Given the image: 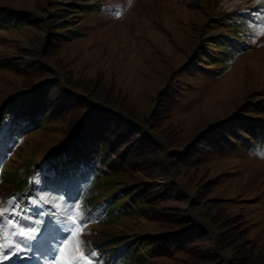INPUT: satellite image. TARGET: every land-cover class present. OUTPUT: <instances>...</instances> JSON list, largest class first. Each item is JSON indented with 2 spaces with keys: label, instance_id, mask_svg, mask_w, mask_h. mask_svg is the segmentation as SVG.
<instances>
[{
  "label": "rangeland",
  "instance_id": "obj_1",
  "mask_svg": "<svg viewBox=\"0 0 264 264\" xmlns=\"http://www.w3.org/2000/svg\"><path fill=\"white\" fill-rule=\"evenodd\" d=\"M46 2L0 0V7L10 5L23 11L24 16L36 15L37 8L48 10ZM81 2L89 4L90 9L78 17L73 28L76 32L67 38L59 36L60 45L50 49L48 44H43L45 31L37 27L0 33V112L5 99L20 93L24 87H31L26 95H32L44 93L45 86L50 85L60 109L65 100H79V95L62 82L90 84L92 90L85 101L103 99L109 104L101 102L96 110L101 107L106 112L124 110L140 120V129L151 134L157 143L156 157L163 159L166 168L180 177L163 175L160 168L154 180L163 186L181 184V179L188 184L184 190L187 199L176 202L182 209L173 211L179 214L183 210L188 222L194 221L184 230L191 231V224L206 230L210 228L208 220L218 230L213 233L215 246H211L215 253L233 256L231 264H264V140L256 142L245 133L242 137L234 134L235 129H240L234 118L242 115L243 106L264 102V36L253 43L252 30L248 27L257 21L256 14L264 15V4L256 5L253 0ZM47 13L42 11L37 17L48 24ZM10 58L21 59L22 63L16 61L12 67ZM45 64L49 68L37 74L38 77L21 72L30 66L42 69ZM16 67L18 70H14ZM172 83L179 91H175L177 97L166 96L165 90L174 86ZM163 94L165 99L161 103ZM79 110L68 108L64 117L71 115L75 119ZM244 119L264 122V114L257 119ZM62 123L23 145L8 164L7 173L23 167L25 160L33 159L38 164L41 159L37 161V157L66 134L63 127H58ZM221 125L226 128L231 125V129L218 133ZM219 140L225 141L221 149H218ZM212 144L216 148L207 150L206 146ZM179 152L185 154L183 159L177 157ZM35 176L33 171L32 184ZM0 179H3L1 175ZM0 187V200L13 197L9 185L4 182ZM197 191L205 198L203 201L200 198L199 203L195 197ZM39 192L22 203L33 219L48 220L50 214L63 210L50 209L51 204L44 203ZM165 227L139 218H123L107 231L88 224L83 239L88 242L86 250L89 246L94 249V245L107 242L119 232L140 237L168 232ZM230 234L232 243L226 245ZM206 236L212 235L202 232L199 239ZM241 243V248L233 249V244ZM205 247L200 241L196 250L204 252ZM198 254L168 255L154 259L151 264H185L192 257L189 264H203L198 261ZM12 264H45V261L34 257L14 260Z\"/></svg>",
  "mask_w": 264,
  "mask_h": 264
},
{
  "label": "trees",
  "instance_id": "obj_2",
  "mask_svg": "<svg viewBox=\"0 0 264 264\" xmlns=\"http://www.w3.org/2000/svg\"><path fill=\"white\" fill-rule=\"evenodd\" d=\"M81 1L83 0H47L48 10L41 8L36 10L38 14L42 11L48 12L50 16L48 24L38 18V14L24 16L23 11L4 5L0 7V33H8L11 30L22 32L37 27L45 31L43 44H48V48L60 45L59 36L67 38V35L76 32L73 28L78 17L90 9L89 4H82ZM223 52L221 49L219 53ZM15 58H10L12 67L16 61L22 63L21 59ZM46 65L42 69L30 66L21 72L26 71L27 74L38 77L37 74L44 73L43 70L49 68ZM14 70H18V67ZM62 85L77 93L79 100H65L60 109L56 106L57 103L55 104L57 96L51 94L52 90L48 84L44 93L26 95L31 87H24L20 93L5 99L0 112V175L6 185H9L12 195L25 204L32 196L35 197L34 193L37 190H40L38 194L52 201L50 209H63L64 202H75L84 197V202L93 217L92 222L88 224L105 230L115 226L123 218H139L167 225L165 228L169 230L168 232L140 237L119 232L107 242L97 243L93 248L99 252L104 264H151L154 259L164 256L175 257L184 253L193 255L199 252L202 254H198V261L203 264H231L233 256L222 257L211 248L215 246L213 233L218 232L212 222L207 220L210 228L206 230L191 224L192 230L185 231L184 227L194 221L188 222V216H184L186 212L183 210L179 214L173 213L174 209H182L176 202H184L187 199L184 190L188 189V184L186 186L181 179V184L169 183L163 186L154 180L156 175L160 174V168L163 175L172 174L179 177V174L168 170L164 160L156 157L157 150L154 147L157 143L151 139V134H146L140 129V120L130 117L132 114L124 110L106 112L103 107L96 110L101 102L109 103L103 99L85 101V96L90 95L88 92L92 90L88 83L69 85L62 82ZM172 85L174 86L165 90L167 97L178 96L175 95L177 91L175 84ZM37 87L38 85L34 89ZM163 99L164 94L161 95V103L164 102ZM68 108L80 109L78 117L75 119H72L71 115L64 117ZM240 113L242 115L238 116L243 118L238 116L234 118L235 124L240 127L234 130V134L242 137L245 133L248 139L256 142L264 140V122L256 120L252 123L244 119H257L264 114V102L253 105L247 103ZM124 115L131 120L125 119ZM60 122H64L63 126L58 127H63L66 134L37 157V161L41 159L38 164L37 162L35 164L36 160L33 159L25 160L23 167L7 173L8 164L16 157V153L22 150L23 145L30 139L56 129ZM230 127L231 125L228 128L221 125L217 132L227 131L231 129ZM213 129L216 130V127ZM227 135L236 139L229 132ZM219 142L221 144L218 149H221L219 147L224 146L225 141ZM206 147L209 151L216 148L214 144ZM184 155L179 152L177 157L183 159ZM149 162L153 165L148 164ZM152 167L155 168L151 173ZM33 171L36 172V176L32 184L30 176ZM211 181L212 179L204 182L203 186ZM195 197L197 203L200 202V198L201 201L205 199L198 191L195 192ZM53 204H60L61 207H53ZM175 227L183 229L175 230ZM202 232L212 236L199 239ZM230 236L226 245L232 243L233 236L232 234ZM200 241L206 244L204 252L196 250ZM241 245L242 243L233 244V249H239ZM192 258L186 260L185 264L191 263Z\"/></svg>",
  "mask_w": 264,
  "mask_h": 264
},
{
  "label": "snow or ice",
  "instance_id": "obj_3",
  "mask_svg": "<svg viewBox=\"0 0 264 264\" xmlns=\"http://www.w3.org/2000/svg\"><path fill=\"white\" fill-rule=\"evenodd\" d=\"M253 2L264 4V0ZM256 15L257 21L248 25L253 43L264 36V15ZM0 183H3L2 179ZM40 199L52 203L44 197ZM84 201L81 197L79 201L64 202L61 212L52 213L50 219L43 220L28 215L30 210L22 206L16 196L0 200V264L34 257L43 258L45 264H104L97 250L90 246L86 250L85 247L88 242L83 237L93 217ZM30 202L36 204L35 200ZM53 207L60 208L61 205L53 204Z\"/></svg>",
  "mask_w": 264,
  "mask_h": 264
}]
</instances>
